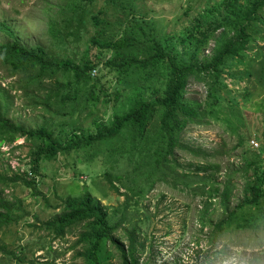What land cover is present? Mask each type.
Listing matches in <instances>:
<instances>
[{"label":"trees","instance_id":"obj_1","mask_svg":"<svg viewBox=\"0 0 264 264\" xmlns=\"http://www.w3.org/2000/svg\"><path fill=\"white\" fill-rule=\"evenodd\" d=\"M99 1L66 0L58 5L59 20L51 18L49 25L50 34L64 48L81 42L83 33L94 28L87 42L99 48L94 58L89 56L90 47L76 60L60 57L42 46H23L18 40L0 43V62L19 77L21 86L27 89L29 103L43 107V114L48 116L35 128L14 124L7 118L10 96L0 91V145L25 137L24 143L31 144V170L36 177L41 161L51 162L57 157L74 156L76 163L88 166L81 171L87 177L99 175L94 169L88 175L92 163H107L104 178L117 190L115 181L121 182L126 200L110 213L99 198L86 190L55 205L61 211L52 219L33 221L28 226L44 230L54 239L75 233L74 247H80L77 257L83 258L81 264H112L109 258L113 253L121 264H140V201L150 191L165 186L187 197L205 200L200 223L203 227L213 225L214 239L225 233L262 228L264 160L260 155L248 157L243 153L242 199L231 209L235 174L228 173L221 186L217 182L220 163L212 160L224 150L209 151L186 141L184 135L188 127L215 119L237 134L241 148L246 146L245 138L240 137L238 126L231 120L241 103L228 90L225 80L229 77L235 83L244 82L238 90L241 99L249 100L252 88L264 91V56L260 54L264 45L259 46L264 44V0H220L214 7L205 8L189 26L190 33L182 38L181 50L177 39L162 34L153 20L137 19L138 9L133 1L104 0L103 7L96 10ZM105 6L120 11L116 23L105 20ZM124 20L131 25L122 29L119 36ZM0 29L10 30L1 23ZM105 52H112V57L101 59ZM47 79L54 82L45 100L29 94L33 83L43 82L46 87ZM191 79L205 83L204 102L186 97ZM225 101L232 104L231 118L220 110ZM101 109L105 110L100 112ZM78 111H87L92 120L84 124V120L75 117ZM22 145L14 149L23 148ZM187 153L193 158L181 164L183 156L179 157ZM36 177L0 174V181H20L31 192L43 195L38 191ZM214 204L222 208L216 222L210 215ZM20 205L18 201L0 200V230L23 218L12 216ZM122 227L124 231L120 233ZM19 251L22 254V249ZM0 252L2 257L10 255L24 262L6 244L0 245ZM29 264L36 261L30 260Z\"/></svg>","mask_w":264,"mask_h":264},{"label":"rangeland","instance_id":"obj_2","mask_svg":"<svg viewBox=\"0 0 264 264\" xmlns=\"http://www.w3.org/2000/svg\"><path fill=\"white\" fill-rule=\"evenodd\" d=\"M65 1L0 0V23L3 28L10 29H0V43L11 44L13 40H18L23 46H42L49 52L59 54L60 57L69 56L76 60H80L86 48L90 47L89 56L94 58L99 48L87 43L95 32L94 28L83 33L81 42L70 43L67 48L58 45L50 34V19L59 20L58 5L64 4ZM131 1L137 6L136 13L139 15L137 19L147 22L153 20L154 25L159 31L161 30L162 34H168L177 39V48L181 50L184 49L182 38L190 33L189 26L198 13L207 7H214L220 0ZM103 3L104 0H100L94 9L99 10L103 7ZM105 9V20L116 23L120 18L118 16L120 11L109 10L108 6H105ZM130 25L129 21L124 20L119 36L122 34V29H129ZM263 45L259 46L263 47ZM260 54L264 56V47ZM111 57L112 52H105L101 59L107 60ZM179 58L182 59V55ZM97 61L95 59L94 62ZM12 73V70L0 62V91L4 90L10 96L6 108L7 118L24 128H35L43 124L45 118H48L43 114L44 108L34 107L29 103L27 89L21 86L22 82L19 81V77ZM53 82L47 79L46 87H43V82H35L31 85L29 94L37 96L39 100H45ZM225 82L228 84V90L239 97L241 106L235 107V114H232V118L229 110L231 102L225 101L220 110L227 112L228 118H231L234 125L238 126L240 137L245 138L247 142L246 146L241 148L238 145L237 134L229 132L224 123L215 119L211 123L188 127L184 136L186 141L209 151L224 150L217 155V159L212 158V160L220 163L221 172L217 176V182L221 186L228 173L235 174L233 179L235 189L230 199V208L234 209L242 199L244 181V170L242 169L243 156H245L243 153L248 157L259 154L264 160V91L252 88L250 99H241L238 90L244 86V82L235 83L229 77ZM186 90L187 98H193L199 102L205 101L207 88L204 82L191 79ZM99 114L105 118L109 117L107 114ZM76 116L84 120V124H88L93 118L87 117V111H78ZM24 141L25 137H22L12 143L4 141L0 145V174L8 177L19 174L27 178L36 177L31 170L34 159L29 153L31 144L24 143ZM18 144H23V148L14 149ZM260 150L261 153H259ZM182 156L181 164L193 158L188 153L179 158ZM72 157V159L57 157L51 162L41 161L39 176L36 179L38 191H42L43 195L31 192V188L25 187L20 181L5 179L0 181V200L20 202V209H15L12 216L23 217L0 230V245H8L17 251L20 258L24 259V262H20L10 255L2 257L3 253L0 252V264H29L30 260H35L36 264H81L83 258L77 257L80 247H74L77 239L75 233H68L65 238L54 239L44 230L29 227L28 223L52 219L61 211L59 207L55 208V205H60L63 199L71 195L79 196L86 190L99 198L110 213L118 206L124 205L125 187L121 182L115 181L117 190L104 178L107 163L102 166L95 162L92 163L89 166L88 175L91 174L92 169L98 171L99 175L87 177L81 171L86 170L88 166L76 163L75 157ZM204 204V199H193L184 193L171 191L165 186L150 191L139 205V220L141 221L139 239L143 244L139 246L138 251L140 264H264V226L257 231L249 229L225 233L214 239L213 225L203 227L200 223V214L204 210ZM221 211L222 208L218 204L213 205L210 212L213 221L214 218L215 222L219 219ZM123 231L124 228L120 233ZM123 240L125 243L128 242L126 237ZM20 249H22V254ZM111 251L113 253V249ZM109 255L108 253L106 258H109ZM109 260L112 264H121L119 257L114 256V253Z\"/></svg>","mask_w":264,"mask_h":264},{"label":"built area","instance_id":"obj_3","mask_svg":"<svg viewBox=\"0 0 264 264\" xmlns=\"http://www.w3.org/2000/svg\"><path fill=\"white\" fill-rule=\"evenodd\" d=\"M96 73V71H93V74H95Z\"/></svg>","mask_w":264,"mask_h":264}]
</instances>
